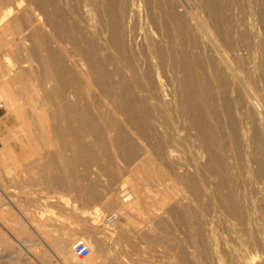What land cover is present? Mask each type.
<instances>
[{"label":"bare ground","instance_id":"bare-ground-1","mask_svg":"<svg viewBox=\"0 0 264 264\" xmlns=\"http://www.w3.org/2000/svg\"><path fill=\"white\" fill-rule=\"evenodd\" d=\"M255 1L260 2L261 11H252L249 16L244 15L246 18H242L240 9L236 6L239 9L236 11L230 0H205L204 4L209 10L208 17L200 20L198 15H195L196 11L194 15L199 22L197 27L204 31L206 42H203L205 43L203 45L190 46L178 43L172 37L173 23L177 24L183 32L192 30V25L187 22L185 16V11H193L192 8H194L189 0H31L30 4L34 7L33 17L27 21L25 30L30 32L32 41L29 43L27 38L29 34L26 36L23 32L18 33L19 39L28 55L37 56L47 65L55 66V78L58 81H55L57 84L50 96L56 101V103L54 101L56 105L53 103L55 108L51 113L52 122L45 118L43 124L47 125V128L50 127L55 139L63 142L65 150L68 147L71 148L68 140L75 142L73 145L76 146L72 149L74 156L77 157L78 165L81 164L86 169L95 162L96 150L104 149L105 165L103 167L110 173L111 177H109L113 182L115 178L117 179V173H122L121 171H125L127 175L130 173V176L128 175L130 180L127 181L132 184L134 196L124 192L127 181H123L122 188H118L124 192L123 194L120 191L124 197L122 201L129 203L132 199L139 207L144 202L146 205L142 208L147 209L144 213L149 215L148 211H151L153 214V218H150L152 216L150 213L151 216L148 219L152 221L145 228L135 227V236L126 237L125 228L122 227L120 235L123 236L125 243L121 244L115 252L116 246L115 248L113 246L114 249L111 250L115 254H110L109 241V244H106L107 254L103 264H141V261L137 263L133 261V257L131 258V254L140 252L150 256L146 264H160V258L157 259L158 253L165 258L166 264H201L203 260L200 263L198 251L195 252L193 248V252L189 249L191 254L188 253L190 257L187 259L180 253L183 249L176 252L172 244L169 246L171 239L165 236L166 230L163 228L164 231H162L165 235L159 230L165 220V214H161L159 210L168 209L171 214L174 213L173 217L182 215L189 223L193 219L204 222L201 219L203 218L201 211L194 209L195 206L191 204L198 203L204 195L196 175L204 174V169L208 167H211V170L214 169L213 173L222 172L223 169L227 173L233 168L238 174L239 169L241 174L242 172L245 174L241 176L246 177L250 184H256L258 189L263 188L264 0H253L252 3ZM16 8L17 0H0V25L5 20L9 24L20 21L16 16ZM0 98L10 101L2 90H0ZM10 104L16 107L11 101ZM43 113L40 115L42 116ZM41 116L40 119H42ZM41 123L39 125H42ZM88 138L93 140V145L84 142ZM108 143L117 149L119 158L122 156L118 163L110 154ZM181 150L191 151L194 156L193 161L190 162L186 158L185 160L183 155H180V153L183 154ZM64 152L60 149L54 152V155L49 154V162L46 165L49 170L46 174L48 181H54L60 186L75 187L80 198L86 202L96 203L103 200L106 203L109 199L111 200L110 192L105 191L102 197L99 191H95L93 185H85L82 179L76 178L77 175L74 177L76 179H73L72 172L76 166V159L74 163L70 162L73 158L69 161ZM228 152L233 156L231 158L235 159L234 163L226 162ZM205 155L208 156L207 162L206 158L203 162ZM55 170L57 173L53 174ZM181 184L191 187L190 191L193 189L195 196L193 200L188 197L190 195L184 193L186 189L189 190L187 186L186 189L184 188V194L176 198L177 200L175 196L169 198V193L175 189H179V193ZM148 186H151L155 193L154 195L152 192L154 196L149 193L152 196L151 199L153 198L152 201L147 199L150 198L148 192L152 189L150 187L147 191ZM2 191L6 194L4 190ZM188 194H190L189 191ZM178 203H183V207L178 209ZM16 204L17 209L23 208L22 205ZM4 205L7 207L3 204V209ZM94 208L96 209L92 211L96 217L102 214L103 211L100 212V209ZM123 208L129 220L130 214L127 212L129 210L124 206ZM2 215L0 213V219ZM25 218L29 225L34 227V221L29 216ZM182 218L180 224L184 226ZM108 221L111 226L116 225L119 221L118 214H111ZM174 221L177 222L173 219ZM194 222L196 221H193V225ZM143 224L146 225V223ZM187 227L185 229H189ZM186 232L185 235L190 234L189 240L194 248L199 239L202 243L205 242L201 228L191 229L187 234ZM85 240L86 238L82 239V241ZM77 241L70 244V254H68L74 263L95 264L94 256L100 244L96 241L94 243L85 241L89 244L91 253L84 260L74 255L73 247ZM207 246L200 249L205 254V258L209 253ZM206 260L204 262H207ZM60 261L66 264L64 257H61Z\"/></svg>","mask_w":264,"mask_h":264},{"label":"rangeland","instance_id":"rangeland-1","mask_svg":"<svg viewBox=\"0 0 264 264\" xmlns=\"http://www.w3.org/2000/svg\"><path fill=\"white\" fill-rule=\"evenodd\" d=\"M189 1H190L191 6L196 8V9L192 8L193 11L191 10L185 11L187 22L192 25V30L187 33L183 32L177 27V24L173 23L172 24V31H173L172 37L178 43H183V44H187L190 46L203 45L205 44L203 42H206V37H205L204 31H202V29L200 30V27H197L199 25V22L197 21L195 15H198V18H200V20H204V17H208L209 10H208V7H206L204 4L205 0H192V1L189 0ZM230 1H232V7L235 6L236 11H239L240 9L241 15L243 16L242 18H246L247 16H249V14H251L252 11L253 12L261 11L260 2L256 3L255 1L256 4L253 2L255 6L254 7L252 3L253 0H230ZM30 2L31 0H28V1L27 0H17L16 16L19 18L20 21L9 24V22L5 20L0 25V28L2 27L0 31L3 29L2 35L0 34L1 35L0 36V90L5 92L7 99H10V101L13 102L14 105H16V107L15 106L13 107V105L10 104V101L4 100V98L1 100L0 98V106L1 105L4 106L5 117H6L5 125H4L5 133L3 136V146L0 148V171H1L0 172V177H1L0 178V195H1L0 196V213L3 214L0 219L1 220L0 221V264H63L60 261L61 257H64L66 259V264H75L74 261L71 259V257L68 255L70 254L69 253V247L71 246L70 244H73L75 241L77 240L79 241L85 238H86L85 240L86 242L90 241V243L91 242L94 243L96 241L100 244L101 248L97 245L98 247H97V252L94 256V260H95V264H100V263L103 264L105 261L106 254H107L106 244L110 243L109 244L110 250L114 249L116 246V249H114V252H115L121 244L125 243L123 236L120 235V232H122L123 228H125L124 235L126 237L135 236V233H134L135 227L145 228V226H147V224L150 223V221H152L149 219L153 218V214L151 211L150 212L148 211L149 215L144 213V211L145 212L147 211V209L146 210L144 209L146 205L144 202L142 203L140 207L139 205L134 203V200L132 199L129 201V203L123 202L124 197L122 193L124 194V192L125 193L127 192L131 196H134V190L131 187L132 184L130 183V181L129 182L127 181V180H130L129 179L130 177L128 178V175L130 176V173H128L127 175L125 171L124 172L121 171L124 176L126 175L125 177H123L122 173L120 172L119 174L117 173L118 175L117 179L115 178L113 182V180L110 178L111 177L110 173L103 167V165H105L104 149L103 150L99 149L100 151H97L98 149L96 150L95 162L91 165V167H89V169L88 168L86 169L80 163H79L80 165H78L77 159H76L77 157L75 158L74 156L75 153L72 151V149H74L76 146V145H73L75 144V142L73 140H68L69 142L68 144L69 146H71V148L68 147L70 150L68 148L65 150L63 142L60 141L59 139H55L56 137L51 133L50 127L47 128V125L43 124L45 118L48 119V121L52 122L51 113L53 112V109L55 108L56 101L53 100V98H51L50 96L52 94V91H54L53 88L55 84H57L56 82L58 81L55 78L56 76L55 66L47 65L43 60L41 61L37 56H34V55L30 56V54L28 55L27 52H25L26 49L24 48L23 43L19 39L18 33L23 32V33H26L25 34L26 36L29 34L27 36L29 43L32 41L30 32H28V30H25L27 21L29 20V18L31 19L33 17L32 12L34 10V7L30 4ZM257 4L258 6H256ZM256 8L257 9L259 8V9L257 10ZM194 11H196V13ZM244 15H246V17ZM193 24L195 25L193 26ZM195 28L198 29V31ZM195 32H198V33H195ZM202 35L204 36V39ZM9 70L11 73L9 72ZM47 70L49 71L47 72ZM2 88H7V89L3 90ZM9 92L11 93L8 94ZM12 94L14 95L12 96ZM40 111L42 113L45 111L43 113L44 117L43 115L42 116L40 115L42 114L40 113ZM40 116L42 117V119H40ZM26 123L28 125H26ZM40 123L43 126L39 125ZM45 126L46 128H44ZM84 142L86 144L93 145V140L89 138L86 139V141ZM46 143L47 144L49 143V144L47 145ZM109 144L111 145V143H108V145ZM110 145H109L110 154L113 155L112 157L114 158L115 162L117 161L118 163L119 161H121L119 159L122 156L119 158V156L117 155H120V154L117 151V149H115L113 145H111L110 147ZM60 149H62L63 152L65 150L64 154L68 160L73 158L71 161L69 160L70 162L73 161L72 163H74V160L76 159L75 161L76 166L74 170L72 169L73 172L71 170L73 179L80 178L83 180L85 185L87 186L93 185L95 188V191L96 192L99 191L98 193L99 194L101 193L100 195L102 197L104 196L103 194H105V191L110 192L111 200L109 199V201L106 203H104L103 200H101L102 202L96 201V203L86 202L84 199L80 198L78 191L75 187L60 186L54 181H48V179L46 178V174L49 173V170L47 169L46 165H48V162H49V158H50L49 154L54 155L55 154L54 152H57ZM180 152H183V154L180 153V155H183L184 159L186 158L190 162L193 161L194 156L192 155L191 151L181 150ZM229 153L230 152H228V155H227V158L228 157L229 158L228 159L226 158L227 160L226 162L234 163L235 159L231 158L233 156L230 155ZM185 154H187L190 158L186 156ZM205 158L207 162L208 156L207 155L204 156L203 162H205ZM41 160L42 162H40ZM213 170H211V167H208L204 169L203 171L204 174L199 173L196 175L198 185L200 184V187L202 188L204 195L202 196V198L199 200L198 203L193 202V204L191 205L195 206L193 207L194 209L201 211V215L203 216V218L201 217V219H203L204 222L202 220L197 221L196 219H193L191 222L192 224H191L188 221H186V219L182 215L179 217L175 215L174 217L176 218H174L172 215L174 213L171 214L168 209L159 210V212H162L161 214L163 215L165 214V217H164L165 220H163L164 221L163 226L161 229H159L160 232L163 234L162 231H164L165 229L166 232L164 231V233L165 234L167 233V234L166 235L163 234V235L169 236L171 239V241L169 242L170 243L169 246L172 244L171 246H173L172 248L176 252L179 251V249H183V251L180 253L185 255L187 259L188 257H190L189 254H191L192 248L195 252L198 251L200 263H201V260H203L201 264H215V263L216 264H238V263L239 264H264V244H263L264 243V237H263L264 236V224H263L264 223V199H263L264 186H262L263 188H260L258 186L260 188L258 189L256 184L255 185H253L252 183L250 184L246 180V177L241 176V175L245 176V174H243V172L241 174V172H239V169H238V174L237 172H235L237 170H234V169L232 173L230 169L228 171L229 173L228 172L226 173L225 170L223 169L224 171L222 170V172H219L221 174H219L216 171L213 173ZM62 171L64 172V170ZM233 172H235L234 173L235 175L233 174ZM52 173L56 174L57 171L55 170ZM75 176L76 178H74ZM217 178H219L218 179L219 181L217 180ZM237 179L239 183L237 182ZM116 180H119V181H116ZM227 180L228 182H226ZM85 181L88 183H86ZM123 181H127L126 183L128 184L127 185L125 183L124 192H122V189H118L119 187L122 188L123 184L121 183H123ZM51 182L52 183L54 182V183L52 184ZM215 182L218 183V185ZM111 184L113 187L111 186ZM186 186L188 187L187 184L186 185L181 184L180 187L182 189L180 188V191L182 192L179 191L178 193L179 189H175L174 191L169 193L168 195L170 196L169 198H174L173 196H175V199H176V198H179V196H182L181 194L185 193L186 195H190L188 197H190V199L193 200L195 198L193 194L194 191L193 189L190 191L191 187H188L189 190H187ZM227 186L229 188H227ZM150 187L151 186H148V189L146 190L148 191ZM184 188L186 189L185 192H184ZM219 188L221 192L224 193V195L223 193L220 192ZM254 189L255 191H253ZM2 190H4L6 194H4ZM152 190L153 188L151 189V191L149 190L148 194L151 193L153 195L154 191ZM188 191L190 192V194H188ZM151 194H149L148 196L150 198H147V199L149 200L151 199L152 197L150 196ZM262 195L263 197H261ZM3 197H6V198H3ZM152 199L150 201H152ZM110 201L114 203L112 202L110 203ZM116 201H118L119 203ZM261 201L263 203H261ZM16 203L20 204V206L22 205L23 208H20L21 211L16 208L15 206L17 205ZM3 204H6L7 206L5 207L4 205V209L2 207ZM182 204L183 203H178V206H177L178 209L183 207L184 204L183 205ZM196 204H197V207H196ZM121 205H123L126 209L129 210L127 211L130 214L129 220L126 218V215L124 214V208ZM220 205H223V206L226 205V206L221 207ZM143 206L144 208H142ZM94 207H97L98 209H100L101 210L100 212L103 211L102 214H100L98 217H96V215H94V211H92L93 209L94 210L96 209ZM257 208L259 209L256 210ZM212 209L213 210L215 209V210L213 211ZM252 210L253 211L255 210L256 213L259 211L257 214L260 216H258L255 213V211L253 212ZM2 211H4V213ZM166 211L167 212L169 211V212L166 213ZM31 213H33V215ZM114 213L118 214L119 221L117 222L116 225L111 226L110 222L108 221V218L110 217L111 214H114ZM150 213L152 214V216ZM145 215L148 217H146ZM25 216L26 217L29 216V218L34 221L35 223L34 227H31L29 225ZM149 216L151 217L149 218ZM171 216L173 218H171ZM180 217L181 218L183 217L182 223H185L186 226L185 225L184 226L185 227L188 226L189 229H185V227L182 226L183 224L182 225L180 224L181 222ZM95 219L96 221H93ZM169 219H172V220L170 221ZM173 219L176 220L177 222L174 221L175 222L174 223ZM193 221H196L194 222V225H193ZM215 221H217L216 222L217 224L215 223ZM166 222H168L171 226L167 225L168 223ZM143 223H146V225ZM243 223H245V225H243ZM198 228H201V230L205 232V233L202 232L205 242L202 243L199 239L197 241V244L195 245L196 247L194 248V245L189 240L190 234H187V233H190L191 229H198ZM171 231L172 233H170ZM185 232L187 235H185ZM106 234H109V235L107 236ZM63 236L65 237L64 239H63ZM103 238L105 240H103ZM93 239L95 240L93 241ZM184 239L187 242H185ZM182 245L184 247H182ZM209 245H210V248H209ZM212 245H214L215 247ZM205 246H207L206 248L209 249V250L207 249V251L209 252L208 253L209 255L214 253L211 256L207 254L208 259L205 258L206 257L204 256L205 254H203L201 251L202 250L201 248H205ZM210 249H211V253H210ZM112 251L113 250H111V253L110 252L109 253L113 254L114 252ZM138 254H134V253L131 254V258L132 257L134 259L136 258L135 260L133 259V261L137 263H140L141 261V264L142 263L146 264L147 260L150 259V256L145 254L144 252H140ZM202 255L205 258V260L207 259L206 260L207 262H204L205 260L202 257ZM136 256L139 258H137ZM211 257L214 259H212ZM86 259L87 257L84 258V260ZM157 259H159L160 264H166L165 258H162L160 253H158Z\"/></svg>","mask_w":264,"mask_h":264},{"label":"built area","instance_id":"built-area-1","mask_svg":"<svg viewBox=\"0 0 264 264\" xmlns=\"http://www.w3.org/2000/svg\"><path fill=\"white\" fill-rule=\"evenodd\" d=\"M73 252L78 258H86L91 253V248L85 241L79 240L75 243Z\"/></svg>","mask_w":264,"mask_h":264},{"label":"crops","instance_id":"crops-1","mask_svg":"<svg viewBox=\"0 0 264 264\" xmlns=\"http://www.w3.org/2000/svg\"><path fill=\"white\" fill-rule=\"evenodd\" d=\"M5 110L4 106H0V148L3 146V136H4V125H5Z\"/></svg>","mask_w":264,"mask_h":264}]
</instances>
